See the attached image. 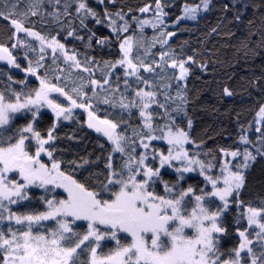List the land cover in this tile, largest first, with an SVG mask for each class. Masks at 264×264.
I'll return each instance as SVG.
<instances>
[{
  "label": "snow or ice",
  "instance_id": "snow-or-ice-1",
  "mask_svg": "<svg viewBox=\"0 0 264 264\" xmlns=\"http://www.w3.org/2000/svg\"><path fill=\"white\" fill-rule=\"evenodd\" d=\"M96 3L0 0V264H264V193L249 197L247 175L264 159V103L247 125L237 113L234 145L197 142L188 78L208 63L172 44L212 0H184L174 18L170 0ZM238 4L223 11L240 21L251 7L264 29V0ZM248 83L264 89V74ZM66 122L104 143L66 158Z\"/></svg>",
  "mask_w": 264,
  "mask_h": 264
},
{
  "label": "trees",
  "instance_id": "trees-1",
  "mask_svg": "<svg viewBox=\"0 0 264 264\" xmlns=\"http://www.w3.org/2000/svg\"><path fill=\"white\" fill-rule=\"evenodd\" d=\"M107 3V0H105ZM147 2V0H118L120 4L133 9ZM184 0H170L176 5L169 11L173 18L179 15V5ZM259 0H239L238 7L244 3H258ZM89 3L102 12V6L96 0H89ZM213 7L207 13L202 14L197 22L185 21L180 25L181 31L173 38L172 44L179 50V45L187 41L185 51L191 54L192 50H197L201 56L198 61L208 63V71H202L198 66H190L192 71L188 78L189 96L193 101L189 105V116L193 121L191 135L194 139L204 141L207 148L215 150L217 147L234 145L239 136V125L236 122L237 113L240 122L247 125L254 118L255 112L261 103H264V89L252 87L248 81L264 74V36H262L261 16L259 12L249 7L240 21L235 20L233 11L225 13L223 7L228 4L231 8V0H212ZM248 20L253 21V25L248 24ZM171 22V21H169ZM219 25L217 32L211 29ZM89 27L97 32L98 36H108L110 31L103 25H95L89 21ZM0 23V29H3ZM176 31L175 29H169ZM148 36L152 35L151 29H146ZM82 35L84 33H81ZM254 50L257 55L244 56V46ZM71 46V44H69ZM92 55L98 58L109 59L108 48L103 51L95 47ZM76 47L83 51V47L77 43ZM115 46L112 52L115 53ZM15 78H22L19 74ZM228 87L234 94L231 97L224 95L223 88ZM83 119V117H82ZM75 131L76 138L72 141L64 140L60 147L67 152L66 158L87 156L88 153L96 152V146L104 143L97 134L91 130L80 131L75 125L66 122V126L61 131V136H71ZM253 137V133H249ZM207 150V149H204ZM248 192L250 198H256L264 193V159L257 157L247 173ZM174 179L172 176L166 177ZM202 178L196 174H191L190 183H196ZM42 191H37L36 196L42 195ZM234 240L223 241L226 247H231Z\"/></svg>",
  "mask_w": 264,
  "mask_h": 264
},
{
  "label": "water",
  "instance_id": "water-1",
  "mask_svg": "<svg viewBox=\"0 0 264 264\" xmlns=\"http://www.w3.org/2000/svg\"><path fill=\"white\" fill-rule=\"evenodd\" d=\"M92 131V130H91ZM92 132H94V131H92Z\"/></svg>",
  "mask_w": 264,
  "mask_h": 264
}]
</instances>
